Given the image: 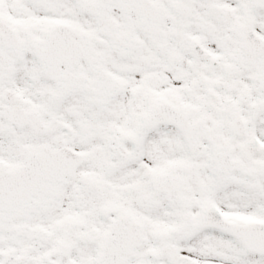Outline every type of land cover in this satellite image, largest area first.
<instances>
[{
  "label": "snow or ice",
  "instance_id": "snow-or-ice-1",
  "mask_svg": "<svg viewBox=\"0 0 264 264\" xmlns=\"http://www.w3.org/2000/svg\"><path fill=\"white\" fill-rule=\"evenodd\" d=\"M0 264H264V0H0Z\"/></svg>",
  "mask_w": 264,
  "mask_h": 264
}]
</instances>
